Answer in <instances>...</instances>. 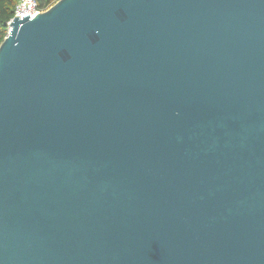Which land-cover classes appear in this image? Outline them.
Returning a JSON list of instances; mask_svg holds the SVG:
<instances>
[{"label":"water","instance_id":"95a60500","mask_svg":"<svg viewBox=\"0 0 264 264\" xmlns=\"http://www.w3.org/2000/svg\"><path fill=\"white\" fill-rule=\"evenodd\" d=\"M0 43V264H264V0H57Z\"/></svg>","mask_w":264,"mask_h":264},{"label":"trees","instance_id":"16d2710c","mask_svg":"<svg viewBox=\"0 0 264 264\" xmlns=\"http://www.w3.org/2000/svg\"><path fill=\"white\" fill-rule=\"evenodd\" d=\"M57 0H35L39 10H45ZM19 0H0V43L7 33V23L13 18Z\"/></svg>","mask_w":264,"mask_h":264},{"label":"built area","instance_id":"2783aa9c","mask_svg":"<svg viewBox=\"0 0 264 264\" xmlns=\"http://www.w3.org/2000/svg\"><path fill=\"white\" fill-rule=\"evenodd\" d=\"M40 11L42 10H39L37 8L35 0H19L18 5L15 8L13 17H19V19L21 20L23 16L28 15L29 18H32V16ZM10 22L11 20L7 23V27Z\"/></svg>","mask_w":264,"mask_h":264},{"label":"bare ground","instance_id":"6f19581e","mask_svg":"<svg viewBox=\"0 0 264 264\" xmlns=\"http://www.w3.org/2000/svg\"><path fill=\"white\" fill-rule=\"evenodd\" d=\"M13 18H14V17H13ZM13 18H12V19H13ZM12 19H11V21H12ZM8 26H9V25H8ZM8 28H9V27H7V32H8V30H9Z\"/></svg>","mask_w":264,"mask_h":264}]
</instances>
